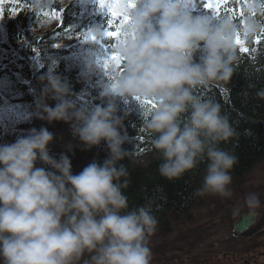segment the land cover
Returning a JSON list of instances; mask_svg holds the SVG:
<instances>
[{"label": "clouds", "instance_id": "1", "mask_svg": "<svg viewBox=\"0 0 264 264\" xmlns=\"http://www.w3.org/2000/svg\"><path fill=\"white\" fill-rule=\"evenodd\" d=\"M192 4L124 3L129 19L114 48L120 66L101 93L106 106L78 108L60 77L50 72L42 78V118L70 123L89 149L106 142L110 155L103 165L91 163L74 175L67 155L56 160L49 154L53 135L46 128L0 145V264H152L156 201L129 210L123 194L129 172L120 162L134 153L123 149L127 137L120 131L118 100L137 101L143 110L140 131L161 158L162 177L177 180L206 164L193 195L233 198L237 157L220 146L238 139L237 133L220 104L200 93L227 90L242 59L238 39L248 47L264 39V0H239L241 14L215 18L194 15ZM49 96L54 108L45 102ZM257 97L264 100V89ZM261 208L259 194L248 192L231 215L254 219Z\"/></svg>", "mask_w": 264, "mask_h": 264}, {"label": "trees", "instance_id": "2", "mask_svg": "<svg viewBox=\"0 0 264 264\" xmlns=\"http://www.w3.org/2000/svg\"><path fill=\"white\" fill-rule=\"evenodd\" d=\"M97 6L87 0L0 2L6 35V41H0V115L5 95L20 100L28 108L37 104L40 93H33L31 86L20 79L30 78L34 72L35 78L41 81L50 72L60 77L68 85L69 98L78 108L106 106L101 93L121 63L113 66L111 56L117 55L114 51L116 40L109 38L107 32L120 31L118 25L123 18H112L110 12H103ZM223 13L241 14L239 0L235 6H232V0H222L209 16L215 18L214 15ZM2 32L0 27V39ZM18 42L25 45L28 54H35L41 60L39 70L33 71L24 59L17 56L11 44ZM262 45L264 39L261 38L252 47L242 42L241 49L246 47L248 51L241 50V62L226 86L227 90L212 87L200 93L220 104L222 115L228 117L237 133L238 139L220 146L237 157V164L231 172L232 184H242L255 168L264 164V100L257 97V92L264 89ZM49 99L54 100L51 96ZM117 108L123 122L121 135L127 137L123 149L134 153L130 159L126 157L120 162L129 172L130 184L123 190L129 201V210L143 206L150 199L155 200L153 214L158 225L153 236L169 235L172 224L190 219L193 209L201 202V197L193 193L202 183L206 164L177 180L162 177L158 172L161 158L140 131L143 110L139 103L131 99L127 102L118 100ZM85 147L91 151L102 150L105 156L95 161L100 165L110 155L106 142L90 149ZM146 155L156 158L145 166L133 163L134 159ZM156 205H159L158 209Z\"/></svg>", "mask_w": 264, "mask_h": 264}, {"label": "rangeland", "instance_id": "3", "mask_svg": "<svg viewBox=\"0 0 264 264\" xmlns=\"http://www.w3.org/2000/svg\"><path fill=\"white\" fill-rule=\"evenodd\" d=\"M221 1L193 0L191 11L194 15L209 16ZM87 2L98 5L97 7L103 12H110L108 7H101L99 0H87ZM125 2L127 0H122V6ZM0 27L3 31L0 41H6L1 15ZM11 46L19 57L28 62L33 71L39 70L41 60H38L36 55L28 54L22 42ZM34 74L35 72L30 78L22 80L31 86L33 93L38 91L42 98L47 81L36 79ZM45 102L48 106L55 107V100L48 97ZM43 115L45 114L41 113L37 104L28 108L19 100L5 97L3 113L0 115V145L12 144L18 138L28 136L33 129L46 128L53 135L49 154L56 160L62 155H67L75 173L79 174L85 167L105 156L100 149L88 150L74 135L70 123L63 121L49 123L47 119L42 118ZM155 158L154 155H146L134 159L133 163L145 166ZM37 167L52 170L42 163H38ZM230 187L234 192L232 199L203 196L201 202L193 209L190 219L172 224L171 234L152 236L150 238L152 264H194L196 261L200 262L197 264H264V164L255 168L242 184L234 183ZM248 192L259 194L262 208L249 231L234 237L233 226L238 218H233L231 208L236 202H242ZM224 256H227L225 260Z\"/></svg>", "mask_w": 264, "mask_h": 264}, {"label": "snow or ice", "instance_id": "4", "mask_svg": "<svg viewBox=\"0 0 264 264\" xmlns=\"http://www.w3.org/2000/svg\"><path fill=\"white\" fill-rule=\"evenodd\" d=\"M0 2H2V0H0ZM99 3L101 5V7H108L110 9V14L112 18L115 19H119L120 17H122V22L118 25L120 31H108L107 32V36L109 38L115 39L116 41L119 40L120 35H121V28L123 27V25L128 21V17L127 15H125V10L124 7L122 6V0H99ZM124 5V4H123ZM127 5L128 7H134V0H127ZM209 7H211V5H209ZM93 39H95V37H93ZM238 44H242V41H240L239 39L237 40ZM243 52H247L248 49L242 48L241 49ZM111 61L113 62V66H117V64H119L120 58L118 55H112L111 56ZM148 104H151V102H145ZM151 107H155L154 104L151 105Z\"/></svg>", "mask_w": 264, "mask_h": 264}, {"label": "water", "instance_id": "5", "mask_svg": "<svg viewBox=\"0 0 264 264\" xmlns=\"http://www.w3.org/2000/svg\"><path fill=\"white\" fill-rule=\"evenodd\" d=\"M256 221V217L254 219H249L247 216H242L241 218H238L237 221L234 223V231L233 235L234 237H237L241 234H244L248 231V229L253 226V224Z\"/></svg>", "mask_w": 264, "mask_h": 264}]
</instances>
